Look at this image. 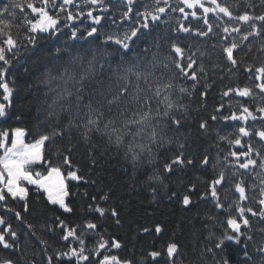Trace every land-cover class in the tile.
Listing matches in <instances>:
<instances>
[{"label": "trees", "instance_id": "16d2710c", "mask_svg": "<svg viewBox=\"0 0 264 264\" xmlns=\"http://www.w3.org/2000/svg\"><path fill=\"white\" fill-rule=\"evenodd\" d=\"M165 1H0V158L45 139L68 208L0 166V264H264V0Z\"/></svg>", "mask_w": 264, "mask_h": 264}, {"label": "rangeland", "instance_id": "374dc122", "mask_svg": "<svg viewBox=\"0 0 264 264\" xmlns=\"http://www.w3.org/2000/svg\"><path fill=\"white\" fill-rule=\"evenodd\" d=\"M157 1L159 2V0ZM95 3L97 4H94V7L99 6L98 2ZM205 5L208 8V11L214 16L222 14L225 15L219 10V8L216 6V3L212 0H207ZM61 74L65 81L66 74L63 72H61ZM12 136L13 140L11 148L2 156L0 160V165L3 169V172L8 178L5 191L11 192L10 194L14 198L25 200L27 197V192L20 182L26 183L29 186L44 187L43 192L46 194L47 200L50 202V204L58 206L67 212L68 208L65 204L66 185L62 175L57 170L50 171L47 177H45L43 180L37 181H35L27 173V171H24L26 168L25 166L29 167L41 164L42 148L45 140H40L37 143L28 145L25 143L24 132L14 131ZM241 170L248 171L247 168H241ZM18 178L20 182L18 183V187L14 190V186L16 185ZM249 191L251 194L254 193V189H249ZM60 199H63V201Z\"/></svg>", "mask_w": 264, "mask_h": 264}, {"label": "water", "instance_id": "95a60500", "mask_svg": "<svg viewBox=\"0 0 264 264\" xmlns=\"http://www.w3.org/2000/svg\"><path fill=\"white\" fill-rule=\"evenodd\" d=\"M180 4L183 5V6H185L186 8H189V9L193 8V5H192V7L190 6L191 3L189 2V0H180ZM94 36H95V33L92 32V34L87 37V40L93 39Z\"/></svg>", "mask_w": 264, "mask_h": 264}]
</instances>
